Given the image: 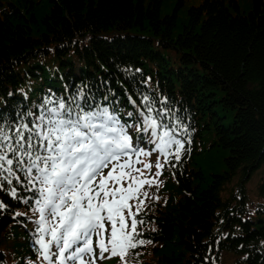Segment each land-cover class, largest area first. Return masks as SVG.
Segmentation results:
<instances>
[{"label":"trees","instance_id":"1","mask_svg":"<svg viewBox=\"0 0 264 264\" xmlns=\"http://www.w3.org/2000/svg\"><path fill=\"white\" fill-rule=\"evenodd\" d=\"M81 91L122 123L148 97L187 128L135 259L264 264V174L255 211L246 188L264 167V0H0V118ZM12 186L16 198L0 191V264L9 250L27 264L37 252L15 212L34 194Z\"/></svg>","mask_w":264,"mask_h":264},{"label":"snow or ice","instance_id":"2","mask_svg":"<svg viewBox=\"0 0 264 264\" xmlns=\"http://www.w3.org/2000/svg\"><path fill=\"white\" fill-rule=\"evenodd\" d=\"M143 105L133 122L122 123L81 91L67 99L46 97L36 113L18 112L15 122L0 118V191L16 198L15 181L33 192L23 203L34 201L41 264H96L112 257L127 264L129 251L146 243L137 231L149 198L144 188L159 186L165 163L179 161L190 140L178 138L187 128L168 109H157L148 97ZM153 152L165 162L142 159Z\"/></svg>","mask_w":264,"mask_h":264},{"label":"rangeland","instance_id":"3","mask_svg":"<svg viewBox=\"0 0 264 264\" xmlns=\"http://www.w3.org/2000/svg\"><path fill=\"white\" fill-rule=\"evenodd\" d=\"M146 150H150L148 149L147 147L145 148ZM160 159L161 162H165L164 161V157L163 156H160L158 153L156 152H153V154L148 157V158H143L142 159H146L150 162H152L153 164H155V162L157 161V159ZM165 168V167H164ZM156 169L153 168L152 169V172L155 173ZM264 174V167H261L259 169V171L257 173H255V175L252 177V179L249 181V183L246 185V188L248 190V194H249V205L248 207L252 210V211H255V206L256 204L259 202V199L260 197L258 196V186H259V183L261 182L262 180V175ZM165 175L164 173V169L162 171V175L159 176L157 179H161L163 178V176ZM156 185H153L152 187H148L147 185L145 186L144 188V191H147L148 194H149V198H151V191L153 188H155ZM160 187V186H159ZM158 187V189H159ZM107 255V254H106ZM226 257V256H225ZM117 257H112V258H108V259H105L106 263L107 264H114V259H116ZM226 264H235L236 261H237V258L232 256V254H229L227 255L226 257ZM239 264H243V263H239Z\"/></svg>","mask_w":264,"mask_h":264}]
</instances>
